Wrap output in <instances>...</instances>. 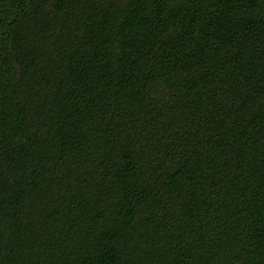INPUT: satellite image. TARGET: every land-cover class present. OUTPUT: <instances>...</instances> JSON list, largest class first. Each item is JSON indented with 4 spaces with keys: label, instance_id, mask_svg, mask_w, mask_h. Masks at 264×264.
I'll return each instance as SVG.
<instances>
[{
    "label": "trees",
    "instance_id": "1",
    "mask_svg": "<svg viewBox=\"0 0 264 264\" xmlns=\"http://www.w3.org/2000/svg\"><path fill=\"white\" fill-rule=\"evenodd\" d=\"M0 264H264V0H0Z\"/></svg>",
    "mask_w": 264,
    "mask_h": 264
}]
</instances>
